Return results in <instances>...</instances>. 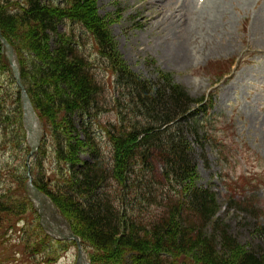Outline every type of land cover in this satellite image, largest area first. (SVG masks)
Instances as JSON below:
<instances>
[{"label": "trees", "instance_id": "trees-1", "mask_svg": "<svg viewBox=\"0 0 264 264\" xmlns=\"http://www.w3.org/2000/svg\"><path fill=\"white\" fill-rule=\"evenodd\" d=\"M58 1L0 0V27L16 51L22 81L46 131L51 128L55 134L53 160L60 181L53 186L51 179L41 177L34 184L52 199L84 248L85 242L93 245L99 255L98 261L92 256L93 264H124L127 259L130 264H264V210L257 200L229 203L230 209L250 217L263 245L246 248L218 216L216 194L210 188L198 189L193 148L181 120L200 123L199 116H207L212 99L192 97L170 74L160 73L158 82L137 76L121 60L105 26L92 12L93 0ZM65 20L90 31L104 70L117 76L122 92L116 105L104 98L105 89L96 71H91L84 45L57 30ZM51 36L57 41L53 54L47 47ZM1 48L0 42V75L8 77L9 90L0 95V127L9 123L14 131L18 128L21 142L16 148L23 143V152L29 153L21 91ZM31 64L33 68H28ZM10 104L16 106L13 117L5 114ZM78 110L97 116L100 110L116 111L120 122L103 127L113 160L105 158L89 129L85 144L75 142L68 117ZM62 134L69 138L63 140ZM195 137L203 145L198 130ZM86 147L93 160L82 163L79 156ZM38 155L41 161L47 159L44 146ZM13 179L24 197L16 202L10 197L0 200V228L7 223L2 240L25 215L39 220L27 196L28 177ZM38 225L37 238L55 243ZM21 236L24 239L26 234Z\"/></svg>", "mask_w": 264, "mask_h": 264}, {"label": "rangeland", "instance_id": "rangeland-1", "mask_svg": "<svg viewBox=\"0 0 264 264\" xmlns=\"http://www.w3.org/2000/svg\"><path fill=\"white\" fill-rule=\"evenodd\" d=\"M92 4V12L105 26L131 72L152 82L160 81V73L170 74L192 97L206 95L209 100L212 96L213 107L207 116L199 119L202 123L181 120L186 141L193 148L198 189L211 187L220 207L218 216L229 225L231 234L241 245L263 247L250 217L230 209L229 203L234 200L238 204L247 203L253 199L264 210V0H93ZM57 30L72 35L76 43L84 45L82 49L91 71H96L97 81L105 89L104 98L116 105L122 88L118 86L117 76L104 70L89 37L90 31L69 20L61 22ZM56 43V37L51 36L47 46L51 54ZM3 48L2 45L4 51ZM37 66L43 67L42 63ZM28 68H33V64ZM7 78L0 75V95L9 90ZM6 109V115H15L16 106L10 104ZM68 121L71 135L78 138L75 142L85 144V129H89L105 158L113 160L114 152L103 127L109 122H120L115 110H100L98 116L78 110L69 115ZM188 126L193 129L189 130ZM15 128L9 123L0 127L6 135L3 139L0 134V200L10 197L14 202L24 196L13 178L26 179L31 173L34 181L46 177L53 181V186L61 178L59 166L53 160L56 144L52 129L41 141V147L47 150V159L41 161L38 153L27 159L28 153L23 152L25 144L16 148L21 140L19 129L14 131ZM195 130L202 135L203 145L198 143ZM62 138L66 140L69 136L62 134ZM79 157L82 163L93 160L87 147ZM161 168L158 164L157 169L161 171ZM226 184L229 193L225 191ZM69 194L73 195V191ZM39 222L25 215L3 240L1 233L7 223L0 228V264H76L75 243L37 238ZM21 232L26 234L24 239ZM85 245L92 263V256L98 261L93 245L87 242ZM126 262L130 264V260Z\"/></svg>", "mask_w": 264, "mask_h": 264}, {"label": "water", "instance_id": "water-1", "mask_svg": "<svg viewBox=\"0 0 264 264\" xmlns=\"http://www.w3.org/2000/svg\"><path fill=\"white\" fill-rule=\"evenodd\" d=\"M0 40L2 41V43L6 49L7 55L9 57L10 65L13 68L15 78H16V80H17V82L21 88L22 100H23V106H24V112H25V123H26V127L28 129V132H29L28 141H29L30 146L32 148L31 154L28 158V159H30L38 150L39 144L41 141L40 132L37 131V133H36L34 131L35 129H34L33 123H31L32 116L35 115V110H34V107L32 105V102H31V99H30L28 93H27L24 85L21 82L20 71H19V68L17 65V59H16V54H15L14 48L3 37L1 28H0ZM29 188H30V191H31V194L33 195V197L40 204V216L42 218L43 227L46 230L50 231L51 234L55 235L58 238H61L64 240H75L77 242L78 249H79L78 264H85L84 261L87 260V256H86L85 251L83 249V246L81 244V240L79 237H77L76 235L73 234L69 223L64 218H62L60 215H58V212L55 209L52 211V213H53L51 215L52 221L49 222L48 220H46L45 211H46V209H48L49 205L52 204L51 201L47 198V196L45 194H43L41 191H39L37 188H35L32 184H29ZM60 226H61V228H60Z\"/></svg>", "mask_w": 264, "mask_h": 264}, {"label": "bare ground", "instance_id": "bare-ground-1", "mask_svg": "<svg viewBox=\"0 0 264 264\" xmlns=\"http://www.w3.org/2000/svg\"><path fill=\"white\" fill-rule=\"evenodd\" d=\"M184 11V9H182V12ZM182 12H179V14L181 13L182 14ZM177 14V13H176ZM183 15V14H182ZM182 17V16H181ZM169 18V17H168ZM179 21H180V19H178ZM178 21V22H179ZM21 94V98H22V93H20ZM65 114V113H64ZM31 120V119H30ZM31 123H33V126H34V129H35V131L36 130H38L39 129V127H38V123H37V121H36V119H34V117L32 116V120H31ZM83 249H84V251H86V249L84 248V246H83Z\"/></svg>", "mask_w": 264, "mask_h": 264}]
</instances>
